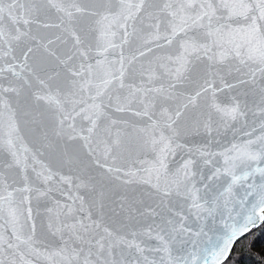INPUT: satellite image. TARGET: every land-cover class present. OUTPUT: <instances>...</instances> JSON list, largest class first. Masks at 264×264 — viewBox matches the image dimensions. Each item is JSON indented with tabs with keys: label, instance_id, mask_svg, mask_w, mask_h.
<instances>
[{
	"label": "snow or ice",
	"instance_id": "1",
	"mask_svg": "<svg viewBox=\"0 0 264 264\" xmlns=\"http://www.w3.org/2000/svg\"><path fill=\"white\" fill-rule=\"evenodd\" d=\"M261 223L264 0H0V264H224Z\"/></svg>",
	"mask_w": 264,
	"mask_h": 264
},
{
	"label": "trees",
	"instance_id": "2",
	"mask_svg": "<svg viewBox=\"0 0 264 264\" xmlns=\"http://www.w3.org/2000/svg\"><path fill=\"white\" fill-rule=\"evenodd\" d=\"M224 264H264V223L235 242Z\"/></svg>",
	"mask_w": 264,
	"mask_h": 264
},
{
	"label": "water",
	"instance_id": "3",
	"mask_svg": "<svg viewBox=\"0 0 264 264\" xmlns=\"http://www.w3.org/2000/svg\"><path fill=\"white\" fill-rule=\"evenodd\" d=\"M238 193H239V194H242V192H239V190H238ZM261 224H262V223H261ZM254 229H255V228H254ZM240 238H241V237H240Z\"/></svg>",
	"mask_w": 264,
	"mask_h": 264
}]
</instances>
